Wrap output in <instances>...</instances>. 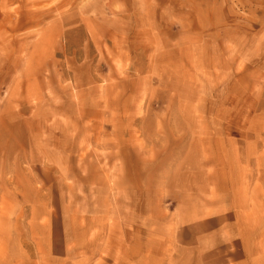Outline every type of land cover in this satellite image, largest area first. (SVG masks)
<instances>
[{
	"label": "rangeland",
	"instance_id": "obj_1",
	"mask_svg": "<svg viewBox=\"0 0 264 264\" xmlns=\"http://www.w3.org/2000/svg\"><path fill=\"white\" fill-rule=\"evenodd\" d=\"M0 264H264V0H0Z\"/></svg>",
	"mask_w": 264,
	"mask_h": 264
}]
</instances>
